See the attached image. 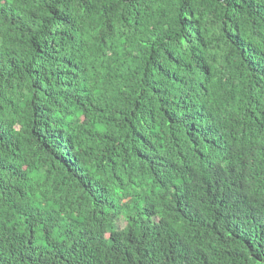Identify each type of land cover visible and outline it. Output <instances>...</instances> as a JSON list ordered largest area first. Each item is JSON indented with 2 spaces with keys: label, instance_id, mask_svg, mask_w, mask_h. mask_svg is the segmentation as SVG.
<instances>
[{
  "label": "trees",
  "instance_id": "1",
  "mask_svg": "<svg viewBox=\"0 0 264 264\" xmlns=\"http://www.w3.org/2000/svg\"><path fill=\"white\" fill-rule=\"evenodd\" d=\"M0 264H264V0H0Z\"/></svg>",
  "mask_w": 264,
  "mask_h": 264
},
{
  "label": "bare ground",
  "instance_id": "2",
  "mask_svg": "<svg viewBox=\"0 0 264 264\" xmlns=\"http://www.w3.org/2000/svg\"><path fill=\"white\" fill-rule=\"evenodd\" d=\"M177 184V183H176Z\"/></svg>",
  "mask_w": 264,
  "mask_h": 264
}]
</instances>
